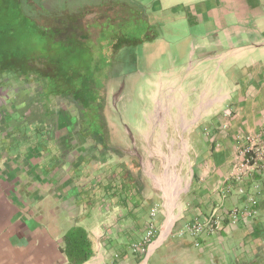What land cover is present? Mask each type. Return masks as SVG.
<instances>
[{"label": "crops", "instance_id": "0c3cea01", "mask_svg": "<svg viewBox=\"0 0 264 264\" xmlns=\"http://www.w3.org/2000/svg\"><path fill=\"white\" fill-rule=\"evenodd\" d=\"M223 1L177 13L186 30L171 37L179 51L171 67L185 89L178 105L191 113L151 116L179 123L170 153L182 152L185 139L188 160L172 174L147 178L123 159L71 160L56 130L35 145L34 133L18 127L33 122L32 112L0 97V264H264V167L243 181L244 193L232 179L238 146L264 131V0ZM171 2L140 4L160 28L157 20L177 9ZM246 207L257 213L232 222L230 211ZM212 218L214 229H183ZM151 221L148 252L134 251Z\"/></svg>", "mask_w": 264, "mask_h": 264}, {"label": "rangeland", "instance_id": "374dc122", "mask_svg": "<svg viewBox=\"0 0 264 264\" xmlns=\"http://www.w3.org/2000/svg\"><path fill=\"white\" fill-rule=\"evenodd\" d=\"M136 1H145L152 7L149 3L152 0ZM171 1L175 0H161L163 4ZM210 2L224 3L221 0H177L174 14H168L169 21L157 20L162 24L158 28L149 24L155 20L152 9H146L145 14L138 8L142 6L133 5L129 0H19L15 2L17 6L0 0V70L2 64L14 63L10 64L13 72L1 76L4 81L0 89L2 103H10L11 108L18 112L28 109L35 116L38 106L34 102L40 82L31 77V83H28L18 77L14 70L17 62H29L27 69L31 72L62 73L71 69L66 64V57L72 52L74 64L77 62L72 70L79 75L78 82L87 76H92L97 86L108 81L105 105L107 131L102 145L83 134L101 132L99 105H90V114L83 117L86 120L83 125L73 105L61 98L56 101L50 122L55 123L56 136L72 155L70 159L82 161L88 155L98 163L123 159L139 167L147 178H152L153 174L162 177L165 171L168 174L169 168V174H172V170L174 173L175 168L188 160L185 139H179L182 152L170 153L172 131L180 128L179 123L156 122L151 116L161 114L164 118L191 113V107L178 105L184 101L185 89L175 87L176 74L173 73L175 68L171 67L170 55L179 51L178 44L171 43V37L186 30V25L178 23L180 16L177 13L184 8L193 12L198 6ZM39 15L42 17L37 22L48 33L43 44L38 41L40 33L32 34L37 28L35 19ZM54 31L59 34L58 39H62L58 40L62 45L55 50L51 46L53 40L49 38ZM55 58L60 60V64L53 67L51 63ZM159 77L161 81H158ZM52 80L46 79L48 85L43 83V90L64 86L61 81L54 83ZM146 118L149 121H144ZM44 121L47 123L46 118ZM24 126L23 121L18 124L19 128ZM154 132L162 135L150 136Z\"/></svg>", "mask_w": 264, "mask_h": 264}, {"label": "trees", "instance_id": "16d2710c", "mask_svg": "<svg viewBox=\"0 0 264 264\" xmlns=\"http://www.w3.org/2000/svg\"><path fill=\"white\" fill-rule=\"evenodd\" d=\"M19 0H6L7 3L13 4L15 6H17L16 3H18ZM31 4H34V2L30 1ZM128 4V2H126ZM129 3L133 4V5H140V3L136 0H129ZM128 7V5H127ZM137 7V6H136ZM19 9V7H18ZM21 9V8H20ZM45 16V15H44ZM28 17V16H26ZM42 17V15H39L36 19H35V23L37 24V28L33 30L32 34L36 33H40L38 41L39 44H43L46 40L45 35H47L44 30L41 28L40 24H38L37 19ZM40 26V27H39ZM36 32V33H35ZM58 33L57 31H54V35L51 34V36H49V38H51L53 41L51 43V46L54 47L55 49H59V46L62 44L58 43V40L61 41L62 39H58ZM47 37V36H46ZM37 39V38H36ZM44 41H43V40ZM120 47V45L118 46V48ZM117 48V49H118ZM72 52H69V54L66 57V64L70 65V70L65 71V72H58L57 73H52V72H48L47 74L42 73L40 71H34L31 72L27 69V66L29 65V62L24 61V60H19L15 66L16 70V75L18 74V77L21 76L24 80H26V82L31 83L30 80L32 79L31 77L36 78L39 80L40 82V89L37 93V98H35V104H37L38 109L37 112H35V116H33V122L31 123H25V126H27L26 128L29 129L31 132H33V143L35 145H42V143L44 141H47V137L45 136H41V134H43V132H45V130H49L52 132L54 130V124L55 123H51L50 120H52L53 118V112H54V108L56 106V101L58 100V98H61L67 102H69L71 105H73V107L77 110L78 112V117H79V121L81 124H85L86 120L83 118L84 116H86V114H90V105L91 104H97L99 105L98 107V114H99V125H100V133H95V135H91L89 133H85L83 132V134L85 135L86 138H91L96 140V142L98 144H104L105 143V135H106V131H107V120H106V115H105V105H106V88H107V81L101 82V86H97V84L93 81L92 76H87L85 77V79L81 80L80 82H78L77 80L78 78V74L72 70V67H74V56H71ZM53 62L51 63L53 65V67H56L57 65L60 64L59 59L57 60L55 58V60H52ZM84 62V60H83ZM12 62H8L6 64H2L1 67L2 69L0 70V83L2 84V82H4L1 78V76L4 73H9L10 69H11V64ZM8 64V65H7ZM12 65H14V63H12ZM77 65V62H76ZM75 65V66H76ZM52 67V69H53ZM13 72V69L12 71ZM23 72V73H21ZM10 74V73H9ZM52 75V76H51ZM43 77V78H42ZM45 78V79H44ZM47 78H53L54 79V83H56L57 81H61L62 84H64V86L62 87H53L51 88V90L47 91V89L43 90V88L45 87L43 85V83H45ZM51 80V79H50ZM6 82V81H5ZM10 82V81H9ZM47 82V81H46ZM11 84V83H10ZM3 85V84H2ZM45 85L47 86L48 84L45 83ZM97 97H96V94ZM95 94V95H94ZM100 96V97H99ZM34 115V113H33ZM37 115V116H36ZM47 123H45L44 118L47 119ZM20 129V128H19ZM51 139H53V137L50 136ZM50 142H52V140H50ZM105 147V146H104ZM107 149V147H105ZM87 160L89 161V159L87 158ZM124 176H127V173L124 174ZM104 178L107 177V175L104 174L103 176ZM109 178L111 179H116L117 178V174L116 172H114L113 174L108 175ZM129 178H131V172L130 175H128ZM85 257L82 258V260H84Z\"/></svg>", "mask_w": 264, "mask_h": 264}, {"label": "built area", "instance_id": "2783aa9c", "mask_svg": "<svg viewBox=\"0 0 264 264\" xmlns=\"http://www.w3.org/2000/svg\"><path fill=\"white\" fill-rule=\"evenodd\" d=\"M238 164L232 175L234 183H237V189L239 193L245 192V186L243 181L251 179L256 172H259L264 167V131H260L255 134H249L245 138V142L238 146ZM226 192V190H225ZM249 201L252 205L257 203L255 196H251ZM157 208H153L151 211V216L156 215ZM257 213L255 207H246L243 209H232L230 211L231 221L237 222L242 217H250ZM219 221L212 218L208 222L196 221L187 224L183 229L192 234H199L207 228L214 229L217 227ZM213 224H215L213 226ZM183 232V231H182ZM181 232V233H182ZM155 233V223L151 221L147 227L145 236L141 242L132 245L134 251H141L142 253H147L149 249V244Z\"/></svg>", "mask_w": 264, "mask_h": 264}, {"label": "flooded vegetation", "instance_id": "af4514ba", "mask_svg": "<svg viewBox=\"0 0 264 264\" xmlns=\"http://www.w3.org/2000/svg\"><path fill=\"white\" fill-rule=\"evenodd\" d=\"M140 6H142V5L140 4ZM138 8H141V9L143 10V12H145V14H147V12L144 11V6H142V7H138ZM147 17H148V15H147ZM148 18H149V17H148ZM149 20H150V19H149ZM149 24H150V27L153 26V25H152V24H153L152 22L149 23Z\"/></svg>", "mask_w": 264, "mask_h": 264}]
</instances>
